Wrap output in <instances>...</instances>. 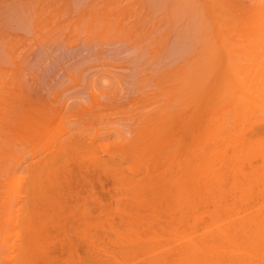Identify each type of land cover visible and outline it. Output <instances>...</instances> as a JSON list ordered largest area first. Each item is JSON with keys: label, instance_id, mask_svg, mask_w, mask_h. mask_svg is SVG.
Segmentation results:
<instances>
[{"label": "bare ground", "instance_id": "1", "mask_svg": "<svg viewBox=\"0 0 264 264\" xmlns=\"http://www.w3.org/2000/svg\"><path fill=\"white\" fill-rule=\"evenodd\" d=\"M252 69L264 0H0V264H264Z\"/></svg>", "mask_w": 264, "mask_h": 264}, {"label": "rangeland", "instance_id": "2", "mask_svg": "<svg viewBox=\"0 0 264 264\" xmlns=\"http://www.w3.org/2000/svg\"><path fill=\"white\" fill-rule=\"evenodd\" d=\"M255 71H256L255 69H252V71H251L252 74H255ZM229 73H231V71L224 68V67L219 69V71H217V74L215 77V84L218 83L224 75H227ZM256 73H257L256 75L259 76V78H257V80H258L257 83L259 82L260 79L264 82V70L258 69V71H256ZM262 81H260V82H262ZM260 82H259V85H260ZM257 83L255 82V86H258V87H256V89L258 88L257 90L258 91L260 90V93H261V91L264 92V84L261 83V85L259 86V85H257ZM221 85H223V84H221ZM221 85H219V86H221ZM216 88H218V87H216ZM218 90H222V89L218 88ZM258 94H259V92H258ZM258 94H257V96H258ZM262 94L259 96H262ZM225 98H230V97H220L219 95L218 96H210V95L206 94V113H209L210 111H212L214 109V107H216L219 103H221ZM260 100H261V102H264V97H260ZM259 108H260V110H259ZM256 110L258 112L255 113L253 111L251 114V115H253V113H255L254 116H249V121H248L249 123H246V124L245 123H237L236 125L232 126L229 129L230 131L228 130L227 133L225 134V137L223 138L224 141H222V146L224 143L223 147H224V150L226 149L225 153L227 154V156H230L233 153V147L229 146L230 142H235V145H236V143H238L240 140L248 138L247 136L254 137L255 134H257V136H255V138H253V139L260 138L264 141V130H263V132H261V131L258 132L259 130L258 131L256 130L257 127H259V126L264 127V108L257 107ZM253 129L255 130V132L252 131ZM258 129H260V127ZM244 134H245V136H244ZM262 150H264V145L262 147ZM244 153H246V152L244 151ZM249 153L250 154H246V156H251L252 159H255V160H252V162L256 163L255 165L258 166L257 167L258 171L255 172L256 173V175H254L255 177L253 176V178H255L257 181H254L255 179L250 178L251 177V175H250L251 169L250 168H251L252 164H254V163L250 164L249 161H247L249 159V157H247L248 158L247 159L245 154H243L244 160H243V158L239 159V160L236 159V161L231 164L230 169H227V167H226L227 163L225 162L224 183L221 186L220 191L219 192L217 191V193H216V194H218V193L223 194L224 193L223 196L226 200L225 204L234 205L232 207H236V209L249 208L250 205L248 203H251V201H253V200L255 201L257 199H260V202H261V200L263 199V201H264V164H263V157H262V154H260V153H254L253 154L251 151ZM239 155H240V152H239ZM254 155H256V156L253 157ZM249 160H251V158ZM244 161H246V162H244ZM259 172H260V174H259ZM244 173L246 174V176ZM231 176H232V178H231ZM230 182H231V184H230ZM247 184L249 186L251 184V187L246 186ZM257 187H258V189H257ZM238 188H239V190H238ZM226 189H228V190H226ZM236 189H237V191H236ZM252 190L257 191V194L255 191H254L255 194L252 193L253 192ZM258 194L260 195V197L256 196ZM104 197H106V196H104ZM261 203H264V202H261ZM209 206L212 208L213 207L212 203L209 204Z\"/></svg>", "mask_w": 264, "mask_h": 264}]
</instances>
